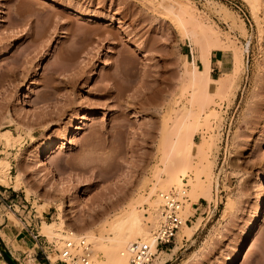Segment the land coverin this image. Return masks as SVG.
I'll list each match as a JSON object with an SVG mask.
<instances>
[{
  "label": "rangeland",
  "instance_id": "374dc122",
  "mask_svg": "<svg viewBox=\"0 0 264 264\" xmlns=\"http://www.w3.org/2000/svg\"><path fill=\"white\" fill-rule=\"evenodd\" d=\"M180 1L197 45L160 0H0V158L10 162V184L0 185V264H8L5 253L15 264H62L54 247L64 236L100 233L132 205L152 237L159 226L150 213L160 215L162 200L156 208L151 202L171 191L187 223L171 245L153 247L152 264L166 248L181 249L169 264H264V214L248 236L264 197V0L255 1L257 16L245 0ZM209 42L213 60L226 64L206 65V75L222 82L206 75L193 82V61L202 68L200 48ZM182 105L201 113L197 129ZM183 117L192 135L191 147L178 144L180 157L211 184L188 215L195 168L167 191L157 172L165 150L178 152L166 140L174 129L162 130ZM7 130L10 145L1 136ZM50 142L56 182L40 165ZM61 202L67 227L56 241L43 235L42 221H55ZM194 222L188 238L184 226Z\"/></svg>",
  "mask_w": 264,
  "mask_h": 264
},
{
  "label": "bare ground",
  "instance_id": "6f19581e",
  "mask_svg": "<svg viewBox=\"0 0 264 264\" xmlns=\"http://www.w3.org/2000/svg\"><path fill=\"white\" fill-rule=\"evenodd\" d=\"M156 1H158V0H156ZM160 1L167 5V6L165 5V7H167L168 12L173 13V15H175V18L178 20V23H179L184 35L189 38V40L192 44L197 45L198 40H196V38H197L198 34H196V32H195L196 30H194V29L189 30L185 24L184 19L181 17L182 16L181 13H184V10H187V9L183 10L182 4H181L182 2L180 0H160ZM245 1L247 3H249V5L252 7V11H253V8L255 7V1L256 0H245ZM154 3H157V2H154ZM159 4H160V2H159ZM185 4L189 5V3H185ZM160 5H162V4H160ZM188 5H186V7H188ZM183 7H185V6H183ZM175 8H178L176 10H180V12L176 13ZM186 12L187 11H185V14H186ZM253 13L255 16H257L255 11H253ZM91 17H93V16H91ZM211 47L212 46L210 45V42H209V43H205L204 47L202 46V48H200L199 57H200V61L202 63V68H198L195 64V61H193L194 72L191 71V73H192L191 74V80L193 82H197L198 78H202L204 75L207 74L206 70H205V66L209 65L210 61H211ZM237 54H238V52H237ZM229 75L230 74H228V73H224L223 77H228ZM204 80H206L208 83L220 81V79H214L208 75H206ZM220 82H222V80ZM30 91L31 90L29 88L25 93H30ZM202 107L203 106L201 105V108ZM181 111L182 112L187 111V113H186L187 119L190 118L189 116H191L192 119L195 121V124L193 122L195 127H194V125H193V127H194V129L195 128L197 129L198 126L201 124V118H202L201 113L199 111H195L194 109L193 110L192 109L187 110V107H185V106H183L179 112H181ZM185 118L184 117L180 118V119L178 118V120H175V121L173 120V123L171 124V126L170 125L164 126L162 132L165 136L170 131L171 128L174 129V131H173L174 134H172V136H170V135H168L169 134L168 133L166 140L168 139V141L171 142V145L168 144L169 146H171V149H173V150L177 149L178 152H177V155H175L173 153V151H171V150L166 151L165 150V152L163 154L162 161H161L162 167L160 169H158L157 172L159 175L165 174V176L167 177L166 180H163V181L160 180L161 185L159 187L162 191H167V190H169V188H171V186H174V185L178 184L179 182H181L188 175L189 171H191V169L195 168L196 176H195V178L191 177L189 180V184L191 185L192 188L189 191V194L187 196V200H185L186 205L184 206V213L186 215H188L192 209L191 207H192L194 202H196L200 197L204 198L207 195L210 196L209 193H211L210 192V189H211L210 185L211 184L205 185V183H203V181L199 178V174H200V172L198 171L199 167H197L196 165L194 166L191 163L192 161L189 160L190 159L189 156L187 157L189 159L180 157V154L183 155L184 153H181L180 145H178L179 143L181 144L182 141H186V142L188 141V143H189L188 146L191 147L190 137L192 134L186 130L188 128H185V125H184ZM76 129H78V128H76ZM185 130L187 133L185 132ZM171 133H172V131H171ZM1 136L7 144L10 145L13 142L14 137L11 135V132L9 130L2 132ZM164 141H165V139H164ZM207 142L209 144V141H207ZM164 146H165V144H164ZM197 147H200V145H198ZM54 148H55V144L50 142L45 146V148L43 149V152H42L43 153L42 157L44 159L43 160L44 162L41 163L40 165L45 166L46 171L45 170L44 171L47 173L46 176L48 175V178L49 177H53V178L55 177L56 178V176H57V174H55L56 172H54L55 170L51 169L50 164H48V161H49L48 159L50 158V155L53 152ZM210 164H211V162H210ZM44 166H42V167H44ZM9 171H10L9 160H7L6 158H0V185L9 186V184H10L9 180H8ZM57 179H60L59 176L56 178V180L54 182H56ZM51 180H53V179H51ZM263 180H264V177H261L260 181L262 182ZM19 186H20V176L16 175L15 176V183L13 185V189H18ZM26 192H27V195H29L30 191L26 190ZM154 193H155L154 190H152V192L150 193L149 196L150 197L154 196ZM138 199L140 201H138V200L137 201H138V203H140L142 201V197L140 196ZM160 202H161V198L159 199L158 197H156L154 199V201L151 202V206L156 208L157 206H159L161 204ZM64 205L65 204L62 202L60 204H58L57 210H58L59 214H58L57 219L55 221H52V222H46L44 220L42 221V233L45 237H48V239H55L56 241H58L61 238H63V231L67 227L65 220H64V217H63V215L65 214L64 213ZM139 211L137 210V208L135 206L133 207V205L128 210L122 209L120 212H118L117 214H115L113 216V219L110 222L108 228H106V226H103L100 229V233L98 232L99 234L98 233L97 234H95V233L94 234H91V233H84L83 234V238H85L87 241H89L91 244H93L95 249H97L98 252L101 253L102 258H104V259L100 260V258H98V256H97L98 254L95 253L94 254L95 255L94 256V262L92 264H129L130 256L127 253V250L133 243L138 242L139 240H142L144 242L147 241L146 243L149 244L151 250L154 247L155 250L157 251L156 243L154 242V239H153V234L151 237L150 230H149V228H147V225H146L145 221L143 220L142 213ZM263 214H264V197H262L258 203V207L256 210V217H255V220L251 226V230H250V233L248 236H250L252 233H254L255 229L259 226V224H261V222L263 220ZM150 218H151L153 226H155V227L159 226V221L161 218H160V215L157 214V210H154L153 212L150 213ZM198 227H199V224L197 222H194V224L191 226L185 224L184 229H183L184 232H186L185 236H187L188 238L191 237L192 233L195 230H197ZM108 232L109 233L111 232V234L107 237L105 235V233H108ZM72 233H73V235H76L74 232H72ZM64 238H66V237L64 236ZM150 242H152V243H150ZM248 245H249V242L247 243L246 248L248 247ZM174 250L176 251V248ZM250 252H251V246H249L248 251L246 252L245 258L250 254ZM161 254L163 255L164 252L161 251ZM170 255L164 256L163 259L161 257V262L159 261L160 263L159 262L158 263L159 264L165 263V261L170 258ZM4 264H6V263L4 262Z\"/></svg>",
  "mask_w": 264,
  "mask_h": 264
},
{
  "label": "built area",
  "instance_id": "2783aa9c",
  "mask_svg": "<svg viewBox=\"0 0 264 264\" xmlns=\"http://www.w3.org/2000/svg\"><path fill=\"white\" fill-rule=\"evenodd\" d=\"M185 191H182L184 195ZM162 205L160 209V225L153 233V239L157 250L171 245L176 239L179 229L187 220L181 215L183 203L180 194L175 191L161 193ZM32 231H35L33 228ZM63 240L61 249L54 247L58 252L59 262L62 264H92L94 250L92 244L83 237L74 236L69 232ZM34 238L40 241L41 235L36 231ZM130 256L129 264H152L154 253L148 243L138 241L133 243L127 250Z\"/></svg>",
  "mask_w": 264,
  "mask_h": 264
},
{
  "label": "crops",
  "instance_id": "0c3cea01",
  "mask_svg": "<svg viewBox=\"0 0 264 264\" xmlns=\"http://www.w3.org/2000/svg\"><path fill=\"white\" fill-rule=\"evenodd\" d=\"M225 64H226V61L224 60L223 57H220V59L217 60V61H214L213 58L211 57L210 68L212 69V71L215 70V68L218 69V70H221V69L224 67ZM225 73H227V72H225ZM195 231H196V230H195ZM193 233H194V232H193ZM193 233H192V235H193ZM192 235H191V236H192ZM174 249H175V248H173V249L166 248V249L162 250V251L164 252V254H163L164 256H167V255H170V254H171V255H170V258L167 259V260L165 261V263H163V264H169L170 262H172L173 259H174V256H176V255L178 254V252L181 250V249H179V251H177L176 254L168 253L169 251H171V252H175ZM165 253H166L167 255H166ZM159 255H162V254H161V251L159 252Z\"/></svg>",
  "mask_w": 264,
  "mask_h": 264
},
{
  "label": "trees",
  "instance_id": "16d2710c",
  "mask_svg": "<svg viewBox=\"0 0 264 264\" xmlns=\"http://www.w3.org/2000/svg\"><path fill=\"white\" fill-rule=\"evenodd\" d=\"M5 260H6V262H7L8 264H15V263L10 259V257L8 256L7 253H5Z\"/></svg>",
  "mask_w": 264,
  "mask_h": 264
}]
</instances>
